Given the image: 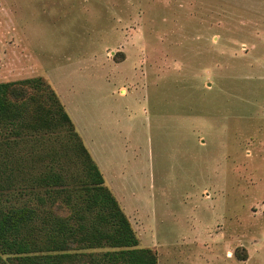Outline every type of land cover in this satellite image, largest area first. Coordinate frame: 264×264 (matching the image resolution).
Here are the masks:
<instances>
[{
    "label": "rangeland",
    "instance_id": "1",
    "mask_svg": "<svg viewBox=\"0 0 264 264\" xmlns=\"http://www.w3.org/2000/svg\"><path fill=\"white\" fill-rule=\"evenodd\" d=\"M27 79L56 92L158 264H264V0H0V83ZM12 132L5 195L35 204L48 160L30 158L52 144Z\"/></svg>",
    "mask_w": 264,
    "mask_h": 264
},
{
    "label": "trees",
    "instance_id": "2",
    "mask_svg": "<svg viewBox=\"0 0 264 264\" xmlns=\"http://www.w3.org/2000/svg\"><path fill=\"white\" fill-rule=\"evenodd\" d=\"M37 95L45 106L33 109ZM10 129L15 140L29 132L41 144L51 141L48 151L30 158L48 160L25 185L35 204H12L5 195L18 174L5 171L3 132ZM0 264H158L154 250L140 247L69 113L42 79L0 83Z\"/></svg>",
    "mask_w": 264,
    "mask_h": 264
}]
</instances>
